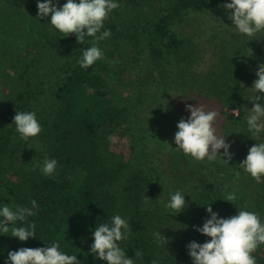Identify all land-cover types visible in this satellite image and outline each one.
<instances>
[{"label": "trees", "instance_id": "1", "mask_svg": "<svg viewBox=\"0 0 264 264\" xmlns=\"http://www.w3.org/2000/svg\"><path fill=\"white\" fill-rule=\"evenodd\" d=\"M123 1L126 4L134 0ZM28 3V0H0L1 49L21 48L26 37H33ZM222 3L223 0L166 3L152 23L147 46L149 58L142 63L151 76L147 81V87L151 88L139 86L147 94L142 92L133 102L124 103L108 88L106 76L110 75L113 63L108 56L88 69L79 66L78 60L83 49L90 46L88 43L81 45L74 36L63 37L58 32L36 41L41 57L34 66H26L24 87L0 109V169L9 157L23 158L24 162L36 165H42L45 159H56L59 163L53 176H44L39 168L22 167V173L6 183V194L13 206L20 204L33 210L34 215L28 221L36 224L39 239L30 238L23 243L11 237L10 245L0 253V264H4L10 250L44 247V242L52 241L85 264H106L88 255L91 230L115 214L129 222L131 234L121 247L136 264H152L154 260L158 264H192L186 245L193 240L203 243L210 239L193 227L201 226L207 218L205 205L212 203L213 211L223 217L237 213L235 204L221 200L226 191L235 192V203L258 213L264 221V178L257 182L238 167L249 148L257 143L247 131L245 118L253 106L250 99L255 95L249 88L258 77L256 74L236 77L226 67L224 70L218 66L219 61L226 60L222 49L218 50L216 61H205L206 70L187 61L195 39L211 41L218 38L220 30L226 36L230 34L231 21L219 7ZM119 11L114 10L105 21L104 26L112 35L99 43L103 50L128 42L120 30L124 21ZM185 19L204 33L193 37L179 31L178 24ZM251 39L247 56L254 53L260 61L264 60V32ZM28 41L31 43L33 38ZM130 43L132 60L136 61L140 52L136 43ZM64 48L74 49L66 55L74 59L66 67L65 78L55 84L57 104L50 115H42L39 121L42 132L28 141L21 140L12 123L16 111H32L38 99L34 70L46 59L62 64V55L56 54ZM142 81L141 77L137 80ZM164 91L171 94L168 103L169 95ZM177 100L183 101L182 106L179 102L175 104ZM196 104L218 112L217 133L227 136L230 152L234 154L228 163L219 156L213 162L196 161L175 149L176 124L181 117L190 115L186 107ZM227 106L237 110L236 120L225 110ZM108 134L115 137V143L107 140ZM258 142H264V134ZM183 171L188 176L174 179V191L186 190L192 200H186L188 207L181 213L168 214L163 204L171 193L172 176ZM189 183L194 186L188 189ZM145 197L150 199L146 201ZM155 232H161L167 244H158ZM136 251L143 253L142 258L135 257ZM253 255L256 264H264V245Z\"/></svg>", "mask_w": 264, "mask_h": 264}, {"label": "clouds", "instance_id": "2", "mask_svg": "<svg viewBox=\"0 0 264 264\" xmlns=\"http://www.w3.org/2000/svg\"><path fill=\"white\" fill-rule=\"evenodd\" d=\"M36 3L40 20H46L63 37L74 36L81 45H90L83 49L78 60L82 69H88L105 58L99 43L112 35L111 30L104 25L114 10L120 7L119 0H65L63 4L60 0H36ZM219 7L231 21V27L239 35L250 38L248 41L264 32V0H223ZM256 76L258 78L249 88L255 93L250 99L253 106L248 109L245 122L248 133L257 143L249 148L246 158L238 167L259 182L264 178V142H258L259 137L264 134V64L259 65ZM186 111L190 115L181 117L176 124L175 149L196 161L213 162L219 156L228 163L234 154L230 152L231 144L227 142V136L217 133L215 123L218 112L205 110L197 104L188 105ZM12 124L15 125L19 138L24 141L35 138L42 132V125L34 111H16ZM109 139L115 143L114 137L110 136ZM58 163L56 159H45L42 165L37 164L35 167L44 176L50 177L56 173ZM227 187L225 185V189ZM185 196L180 190L169 193L163 204L165 211L172 215L184 211L188 207ZM148 199L150 198L145 197L146 201ZM221 200L235 204L237 213L223 217L219 212L213 211L212 203L205 205L207 218L201 226L193 227L196 232L210 239L203 243L193 240L186 245L192 264H256L253 253L264 245V221L258 213L236 204L235 192L226 191ZM31 203L33 207L36 206L35 200ZM33 215L34 212L29 207L0 203V235L17 238L23 243L30 238L37 239L36 224L28 221V217ZM8 233L10 235H6ZM130 234L128 220L120 214L112 215L91 230L92 243L88 255L91 254L94 260L106 264H136V260L130 258L121 247V243L128 240ZM153 235L158 244H167L161 232ZM44 244V247L10 250L4 264H85L77 255L63 251L56 241ZM142 256V252H135L136 258ZM152 264H158V261L154 260Z\"/></svg>", "mask_w": 264, "mask_h": 264}, {"label": "rangeland", "instance_id": "3", "mask_svg": "<svg viewBox=\"0 0 264 264\" xmlns=\"http://www.w3.org/2000/svg\"><path fill=\"white\" fill-rule=\"evenodd\" d=\"M28 1L27 13L29 14V26L33 37H26V42L23 46L21 48H16L18 51L14 48L7 50L0 48V109H4L10 97L16 95V93L24 87L26 79L23 78V75H25L26 66L28 64L34 66L35 62L41 57L36 41H40L39 38H44L57 32L52 29L46 20H40L38 18L36 0ZM169 1L134 0L125 4V1L119 0L120 7L117 10H120L118 14L122 16L121 19L124 21L120 30L123 32V36L127 37L126 39L128 42L122 43L121 47L108 46L104 49V53L106 57L108 56V61L113 62L112 64L110 63V75L106 76L108 88L124 103L135 101L141 97L142 92L147 94V90L141 91L140 88H138L139 86H143V89L151 88L147 87V81L151 76H148L149 71L142 63L147 60V57L149 58L147 46L151 39L150 33L152 31V23L162 12L161 9ZM64 2L65 0H60L61 4ZM218 12H222V10ZM178 26L179 31L191 33L190 36L193 37H198V35L204 33L202 28L194 25L188 19L181 21ZM229 31L230 34L226 36V32L220 30L216 35L218 38L212 36L214 39L211 41H205L203 39L201 42H197L195 39V42H192V54L187 58V61L190 63L192 62V64L195 63V67L200 66L201 70H206L205 63L207 61H216L218 50L222 49L225 53L224 57L226 60L224 61L225 63L219 61L217 64L222 69L225 70L226 67V71H229L236 77L256 74L259 65L264 64V60L262 59L260 61V58L254 53L247 56L249 38L239 35L233 27ZM28 38H33V41L29 43ZM131 41L136 43L138 47L137 51L139 50L140 52L136 61H134V59L132 60L130 52L132 49ZM187 41L190 42L191 40L187 39ZM197 44L199 45L197 46ZM71 51L73 52L74 49L64 48L62 52L56 54V57L60 54L62 55V64L56 61L54 63V59H46V62L43 61V63L39 64V68L34 70L33 76L36 80L35 85L39 86V91L38 99L32 105V111L36 113L38 121L41 120L42 115H50L53 105L57 104L54 98L55 84H57L60 79L63 80L66 76V67L74 59L66 57ZM65 57L66 60L64 59ZM245 60H247L248 63ZM51 61H53L52 64ZM249 64L252 66V69H249L251 66L248 68ZM133 66L134 68L132 70L131 67ZM140 77L143 81L137 82ZM36 86L34 90H36ZM164 92L168 93V91ZM168 95L169 99H167L166 103L171 101V94L168 93ZM177 102H179V105L183 103L182 100H177L175 101L176 105H178ZM225 110L232 114V120H236V115L234 112L230 111V107L227 106ZM125 123L127 125L129 124L127 121H125ZM110 136L111 134L107 135V140H109ZM111 137L114 136L112 135ZM35 166L36 164L32 163V161L24 162L23 158L16 159L15 157H9L3 161V167L0 169V203H10V206H13L6 194V183L16 179L17 175L22 173V167H24L23 170H26L27 167L30 169H37ZM187 176L188 173L186 171L182 173L179 172L176 176H172L173 182L170 186L171 192L174 191V179L182 180L183 177ZM193 186L194 184L189 183L188 189ZM182 192L186 195L185 200H192L191 194L189 196L186 190H182ZM6 235H10V233ZM10 241V236L0 235V253L10 245ZM160 251L162 250L160 249Z\"/></svg>", "mask_w": 264, "mask_h": 264}, {"label": "built area", "instance_id": "4", "mask_svg": "<svg viewBox=\"0 0 264 264\" xmlns=\"http://www.w3.org/2000/svg\"><path fill=\"white\" fill-rule=\"evenodd\" d=\"M230 111H231V112H234L235 115H236V113H237V110H236V109H231Z\"/></svg>", "mask_w": 264, "mask_h": 264}]
</instances>
